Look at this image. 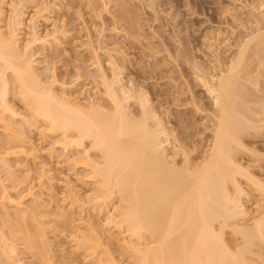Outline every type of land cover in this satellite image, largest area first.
Returning a JSON list of instances; mask_svg holds the SVG:
<instances>
[{"label":"rangeland","instance_id":"374dc122","mask_svg":"<svg viewBox=\"0 0 264 264\" xmlns=\"http://www.w3.org/2000/svg\"><path fill=\"white\" fill-rule=\"evenodd\" d=\"M5 1L0 14L3 30L8 29L14 15L19 17L23 22L21 46L32 38L33 27L40 36H46L47 42L35 43L28 54H33L34 65L44 80L57 79L59 94L83 105L94 99L108 108L110 101L104 94L98 65L111 74V55L117 57V70L126 86L147 92L152 109L165 123L171 135L167 152L179 166L186 162V156L191 163L198 162L209 149L217 110L200 75L226 72L255 28L264 29V0ZM253 53L246 56L241 74L247 89V100L242 104L249 106L243 107L249 110L245 112L252 122L242 133L243 146L241 143L235 148L237 162L245 168L237 178L248 213L237 218L239 224H251L260 214L259 204L264 203L261 188L246 175L248 171L252 179L264 183V58ZM60 83H66L67 90ZM8 98L26 119H13L0 108V182L8 189L5 193L0 185V233L5 232L17 245L24 264H95L88 249L74 243L71 237L75 233L101 236L109 248L108 252L101 251L104 264L132 263L134 252L120 240L130 239L128 231L121 233L118 227L105 223L107 208L126 204L122 196L118 192L109 195L107 203L93 199L98 183L79 160L82 154L78 148L66 151L60 146L62 134L52 133L32 114L15 85ZM137 100H130L128 107L140 117ZM9 122L23 132L27 153L5 160L1 157L8 149L3 125ZM91 155L100 157L97 150H91ZM42 165L49 172L43 171ZM29 187L34 193L24 196ZM76 192L82 199L80 205L73 200ZM20 196L22 205L13 199ZM17 214H25L27 227L22 226ZM234 222L224 228V238L230 244H240L242 239L232 229ZM22 227L28 228L33 243L25 241ZM256 239L247 261L264 264V242ZM141 242L148 243L147 237ZM3 248L0 241V264H12Z\"/></svg>","mask_w":264,"mask_h":264},{"label":"bare ground","instance_id":"6f19581e","mask_svg":"<svg viewBox=\"0 0 264 264\" xmlns=\"http://www.w3.org/2000/svg\"><path fill=\"white\" fill-rule=\"evenodd\" d=\"M5 2L0 0V14ZM22 26L23 22L14 15L5 31L0 16V108L9 112L13 119H26L8 98L15 85L32 114L47 124L52 133L62 134L59 145L66 151L78 148L82 154L79 160L98 183V192L93 199L107 203L109 195L118 192L122 196L126 204L107 208L105 223L118 227L121 233L128 231L130 239L122 237L120 240L125 248L134 252V261L129 264H244L249 258L247 253H253L256 238L264 242V203L259 204L260 214L251 224L238 223L240 216L248 213L241 199L244 190L237 178L245 173V168L237 162L235 148L241 143L243 146L242 133L251 128L249 123L252 122L249 113L245 112L249 111V106L242 104L247 100L241 80L242 67L249 52L258 53L263 60L264 29L255 28L226 72L200 75L217 110L209 149L198 162L191 163L186 156V162L179 166L167 152L171 135L165 123L152 109L147 92L126 86L117 70V57L111 55V74L98 65L110 106L104 108L94 99L83 105L70 96L59 94L55 89L59 84L57 79L44 80L37 72L33 54L30 57L28 51L37 42L46 43L47 38L40 36L33 27L32 38L23 47L20 44ZM60 87L67 90L68 85L60 83ZM134 95L141 108L140 117L129 111L130 100L136 98ZM3 127L8 149L1 157L6 160L8 156L26 154V142L20 128L13 122L5 123ZM10 129L15 130L14 133ZM91 150H97L100 157H92ZM79 160L73 158L75 163ZM41 167L49 172L44 165ZM247 172L264 195V183L252 179ZM2 186L8 193L7 187ZM31 190L29 187L24 196L32 195ZM76 193L73 200L80 205L82 199ZM13 199L22 205L23 197ZM22 214L17 215L25 226L26 217ZM231 221L234 222L233 232L242 239L240 244H230L224 238V228L231 225ZM217 222L219 226H216ZM25 227V241L31 244V235ZM4 233H0L2 252L12 264H24L17 245ZM145 237L148 243L142 245L141 240ZM148 237L152 239L148 241ZM71 238L78 246L88 249L95 264H104L101 251L108 252L109 248L98 233L93 237L75 233Z\"/></svg>","mask_w":264,"mask_h":264}]
</instances>
